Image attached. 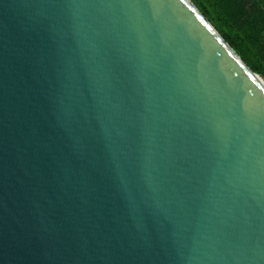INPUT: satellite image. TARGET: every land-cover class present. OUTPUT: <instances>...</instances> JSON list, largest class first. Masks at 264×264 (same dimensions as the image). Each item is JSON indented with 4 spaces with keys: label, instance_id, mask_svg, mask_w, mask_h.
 <instances>
[{
    "label": "water",
    "instance_id": "obj_1",
    "mask_svg": "<svg viewBox=\"0 0 264 264\" xmlns=\"http://www.w3.org/2000/svg\"><path fill=\"white\" fill-rule=\"evenodd\" d=\"M0 264H264V75L191 0H0Z\"/></svg>",
    "mask_w": 264,
    "mask_h": 264
},
{
    "label": "trees",
    "instance_id": "obj_2",
    "mask_svg": "<svg viewBox=\"0 0 264 264\" xmlns=\"http://www.w3.org/2000/svg\"><path fill=\"white\" fill-rule=\"evenodd\" d=\"M242 55L264 75V0H191Z\"/></svg>",
    "mask_w": 264,
    "mask_h": 264
}]
</instances>
